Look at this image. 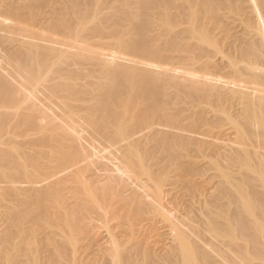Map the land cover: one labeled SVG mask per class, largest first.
I'll list each match as a JSON object with an SVG mask.
<instances>
[{
	"label": "bare ground",
	"instance_id": "bare-ground-1",
	"mask_svg": "<svg viewBox=\"0 0 264 264\" xmlns=\"http://www.w3.org/2000/svg\"><path fill=\"white\" fill-rule=\"evenodd\" d=\"M0 200V264H264V0H0Z\"/></svg>",
	"mask_w": 264,
	"mask_h": 264
},
{
	"label": "rangeland",
	"instance_id": "rangeland-1",
	"mask_svg": "<svg viewBox=\"0 0 264 264\" xmlns=\"http://www.w3.org/2000/svg\"><path fill=\"white\" fill-rule=\"evenodd\" d=\"M6 201H7V200H3V201H2V200H0V203H1V204H2V202H3V204H2V205L0 204V212H1V209L3 210V209H4V207H6V206L8 205ZM5 203H6L7 205H6ZM83 252H84V251H83ZM84 253H85V252H84ZM69 254H71V253H69ZM68 256H70V255H68ZM80 256H82V254H80L78 258H81ZM84 256H86V253L83 255V257H82V258H84ZM44 257L46 258V257H47V255L45 254V255L43 256V258H44ZM70 257H71V256H70ZM68 258H69V257H68ZM82 258H81V259H82ZM42 260H43V259H42Z\"/></svg>",
	"mask_w": 264,
	"mask_h": 264
}]
</instances>
